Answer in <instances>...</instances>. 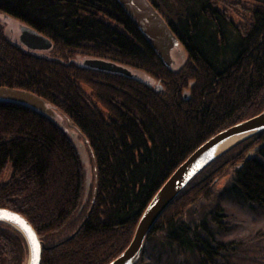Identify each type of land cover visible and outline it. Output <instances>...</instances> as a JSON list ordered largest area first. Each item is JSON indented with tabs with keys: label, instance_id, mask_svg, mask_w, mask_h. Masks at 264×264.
Wrapping results in <instances>:
<instances>
[{
	"label": "trees",
	"instance_id": "16d2710c",
	"mask_svg": "<svg viewBox=\"0 0 264 264\" xmlns=\"http://www.w3.org/2000/svg\"><path fill=\"white\" fill-rule=\"evenodd\" d=\"M149 1L178 39L168 67L115 0H0V85L28 90L56 112L49 119L0 100V174L10 171L0 179V207L30 223L41 242L40 264H107L192 151L264 109V0ZM8 20L13 29H6ZM17 23L50 39L51 48L43 54L23 48ZM86 58L112 61L132 76L84 67ZM71 128L87 155L68 136ZM86 157L90 195L81 206ZM228 167L232 177L217 198L264 208L263 130L181 190L146 235L135 264H144L147 243L150 251L156 244L158 256L168 249L197 264H245L232 260L233 242L213 232L212 225L225 228L218 204L212 223L184 218L215 197L212 189ZM26 257L19 232L0 223V264H25Z\"/></svg>",
	"mask_w": 264,
	"mask_h": 264
},
{
	"label": "water",
	"instance_id": "95a60500",
	"mask_svg": "<svg viewBox=\"0 0 264 264\" xmlns=\"http://www.w3.org/2000/svg\"><path fill=\"white\" fill-rule=\"evenodd\" d=\"M121 10L137 28L147 44L165 65L173 60L171 51L178 39L149 0H115ZM16 37L29 50H47L50 40L29 25H16ZM82 65L91 69L118 73L131 77L126 68L103 59L86 58ZM0 100L24 104L44 116L54 118L56 112L34 93L14 87L0 86ZM264 130V109L258 114L216 132L192 151L155 192L141 213L127 246L107 264H135L142 252L144 240L156 220L181 190L208 164L239 142ZM68 136H70L68 134ZM81 148V143L78 142ZM85 166V189L89 183L88 166ZM84 198V197H83ZM0 223L19 232L26 246L25 264H40L41 242L27 219L19 212L0 207Z\"/></svg>",
	"mask_w": 264,
	"mask_h": 264
},
{
	"label": "rangeland",
	"instance_id": "374dc122",
	"mask_svg": "<svg viewBox=\"0 0 264 264\" xmlns=\"http://www.w3.org/2000/svg\"><path fill=\"white\" fill-rule=\"evenodd\" d=\"M14 27L15 21L8 20L6 29L10 30ZM82 88L88 91L87 85H85V87L82 86ZM78 141L81 143L82 150L86 153L85 141H83L82 138ZM85 155H87V153ZM87 161L89 163V183L84 190V198L81 206H87L90 195L89 184L92 169L89 158H87ZM9 177L10 171L8 169H4L0 174L1 180H8ZM231 177L232 169L228 167L212 189L215 197L209 201H199L196 205L190 207L186 211V217L184 218L190 223H194L201 219L205 220L207 223H212L211 219L214 217L215 213L214 205L218 204L224 214L222 222L225 228L221 229L212 225L213 232L223 242H233L230 244L232 248L231 252L233 253L232 260L245 264H264V208L256 209L252 205L237 199L231 201L220 196L217 198L222 189L229 183ZM155 245L152 247L153 250L156 247ZM157 245H159V243H157ZM149 249L150 246L149 243H147V251L143 257L144 264H197L194 257L189 254L167 249L161 256H158L152 249L151 251Z\"/></svg>",
	"mask_w": 264,
	"mask_h": 264
},
{
	"label": "bare ground",
	"instance_id": "6f19581e",
	"mask_svg": "<svg viewBox=\"0 0 264 264\" xmlns=\"http://www.w3.org/2000/svg\"><path fill=\"white\" fill-rule=\"evenodd\" d=\"M125 14V13H124ZM126 15V14H125ZM88 68V67H87ZM81 84V85H80ZM79 85H78V87L81 89V90H84L83 88H82V86H84L85 87V84L83 85V83L81 82ZM0 86H5V85H0ZM6 87H8V86H6ZM18 89H20V88H18ZM28 91V90H27ZM85 91V90H84ZM86 93H89L90 92V90H89V88H88V91H85ZM36 95V94H35ZM4 101H10V102H15V101H12V100H4ZM15 103H17V102H15ZM59 112V111H58ZM59 114V113H58ZM72 130H69V132H68V134L70 135V138L71 139H74V140H76V141H78V140H81V136H79L78 135V133L75 131V130H73V128H71ZM80 138V139H79ZM139 260V259H138Z\"/></svg>",
	"mask_w": 264,
	"mask_h": 264
},
{
	"label": "flooded vegetation",
	"instance_id": "af4514ba",
	"mask_svg": "<svg viewBox=\"0 0 264 264\" xmlns=\"http://www.w3.org/2000/svg\"><path fill=\"white\" fill-rule=\"evenodd\" d=\"M19 23H17V25H18ZM21 24V23H20ZM23 25H28V24H26V23H22ZM6 25H7V22H6ZM30 26V25H29ZM32 27V26H31ZM33 28V27H32ZM11 29H13V28H11ZM15 40H17V42L19 43V41H18V37H16V39ZM50 40V39H49ZM10 41V40H9ZM10 42H14V43H16L15 41H10ZM50 42H51V46H52V41L50 40ZM20 44V43H19ZM21 45V44H20ZM22 47L23 48H25V49H27L26 47H24L23 45H22ZM51 48V47H50ZM49 48V49H50ZM49 49H47V50H49ZM27 50H29V49H27ZM47 50H29V51H31V52H33V53H37V54H43V52H46Z\"/></svg>",
	"mask_w": 264,
	"mask_h": 264
}]
</instances>
